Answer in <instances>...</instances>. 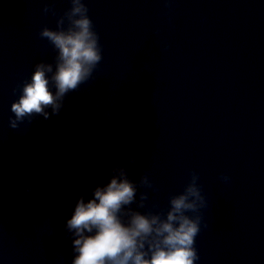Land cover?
<instances>
[{
    "label": "clouds",
    "instance_id": "obj_1",
    "mask_svg": "<svg viewBox=\"0 0 264 264\" xmlns=\"http://www.w3.org/2000/svg\"><path fill=\"white\" fill-rule=\"evenodd\" d=\"M70 4L56 30L44 27L39 33L57 51L55 70L53 63L44 61L34 66L30 81L24 82L11 104L14 118H9V125L14 129L26 118L31 122L36 116L58 115L66 94L88 81L102 60L88 7L83 0H70ZM50 10L46 5L44 12ZM135 160L131 157V162ZM221 179L230 178L222 175ZM197 181L198 174L193 172L184 190L169 197L166 212L141 213L130 207L136 202L137 184L125 168L115 166L109 182L97 186L87 202L81 196L66 221L73 237L72 264H196L200 259L195 247L201 231L200 210L207 206ZM139 184L153 187L147 175L141 176ZM146 199L147 193H141L137 206L143 208Z\"/></svg>",
    "mask_w": 264,
    "mask_h": 264
}]
</instances>
